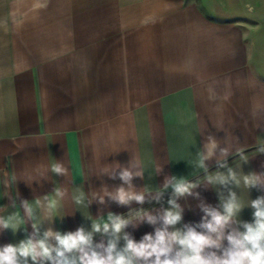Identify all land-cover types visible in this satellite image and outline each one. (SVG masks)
<instances>
[{
    "label": "crops",
    "instance_id": "1",
    "mask_svg": "<svg viewBox=\"0 0 264 264\" xmlns=\"http://www.w3.org/2000/svg\"><path fill=\"white\" fill-rule=\"evenodd\" d=\"M208 134L227 138L228 167L264 172V0H0V214L23 217L22 200L54 197L58 187L65 195L41 234L91 230L109 212L167 208L171 188L160 203L152 197L174 175L200 182L199 198L178 201L177 227L198 223L200 203L215 207L218 191L227 195L204 183L206 175L227 173L218 156L206 161L207 173L194 163ZM131 159L144 171L132 184L150 190L146 202L119 206L105 197L88 205L93 193L122 185L104 172ZM56 160L67 176L5 186L11 175L27 178ZM231 188L246 205L264 195L242 181ZM80 194L85 204L74 202ZM252 213L246 206L239 218L251 222ZM32 223L0 231V246L24 240ZM126 231L139 241L154 227Z\"/></svg>",
    "mask_w": 264,
    "mask_h": 264
},
{
    "label": "clouds",
    "instance_id": "2",
    "mask_svg": "<svg viewBox=\"0 0 264 264\" xmlns=\"http://www.w3.org/2000/svg\"><path fill=\"white\" fill-rule=\"evenodd\" d=\"M220 130L223 128L217 129ZM230 147L227 138L221 140L214 134H208L202 149L196 154L195 166L205 173L208 172L206 161L217 156L218 167L227 168L226 174L217 172L205 176L206 185L218 184L227 190V195L218 191L219 204L215 207L200 203L198 207L203 215L198 223H184L182 227H177L183 221L184 212L178 201L193 195L199 198L195 189L200 186V182L183 177L178 179L173 175L165 177L163 187L152 197L160 203L164 192L172 189L168 207L161 211L154 213L141 208L130 211L127 217L109 212L106 220L101 216L92 224L91 230L81 226L75 231L62 233L49 228L41 234L43 219L51 222L59 200L65 195L57 187L54 197L46 195L34 204L22 200L20 208L24 212L23 217L19 212L8 216L0 214V231L11 229L15 233L28 221H33L32 233L24 240L0 246V264H264V195L249 200L246 205L231 188V185L239 187L242 181L245 189H264V172L243 175L228 167L226 160L230 155ZM258 152L264 153V145L258 147ZM241 159L247 161L242 150ZM115 165L104 174L111 179L118 177L122 185L114 192L104 190L99 194L93 193L87 204L93 201L104 204L105 197H108L119 206H131L133 202L142 206L150 190H134L133 178H143L144 175L139 163L134 164L131 159L127 166L119 163ZM161 170L158 166L156 172ZM48 173L67 176L69 168L56 160L43 170L34 169L27 178L11 175L5 181V186L11 187L21 180L28 184L39 183L47 179ZM85 201L83 194L74 197L78 205L85 204ZM11 206L16 207L15 200L11 201ZM246 206L253 209L251 222L239 218ZM36 209L43 211L42 219L36 218ZM145 222L154 227V233H146L136 241L126 228L130 225L136 228ZM96 234L101 236L99 243L94 242ZM104 237H107L106 242Z\"/></svg>",
    "mask_w": 264,
    "mask_h": 264
}]
</instances>
